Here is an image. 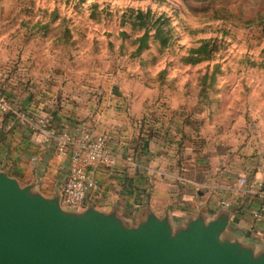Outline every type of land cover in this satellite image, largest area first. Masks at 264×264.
<instances>
[{
  "label": "rangeland",
  "instance_id": "rangeland-1",
  "mask_svg": "<svg viewBox=\"0 0 264 264\" xmlns=\"http://www.w3.org/2000/svg\"><path fill=\"white\" fill-rule=\"evenodd\" d=\"M253 88L264 95V0H0V90L24 106L87 118L116 92L139 112L197 105L234 124Z\"/></svg>",
  "mask_w": 264,
  "mask_h": 264
},
{
  "label": "crops",
  "instance_id": "crops-1",
  "mask_svg": "<svg viewBox=\"0 0 264 264\" xmlns=\"http://www.w3.org/2000/svg\"><path fill=\"white\" fill-rule=\"evenodd\" d=\"M253 93L234 124L218 120L216 109L206 118L199 116L197 105L187 115L170 105L159 110L143 106L139 112L116 92L112 104L105 102L102 112L87 118L76 106L58 112L40 99L31 106L52 119L54 131L76 139L85 131L108 138L115 165L92 168L96 191L77 211L87 204L100 211L115 207L133 224L146 208L157 217L167 213L172 224L179 225L199 212L211 218L227 210L224 202L232 209L229 231L240 242L264 250V211L261 221L254 222L252 215L261 204L238 183L245 179L264 184V95L257 88ZM68 165V159L57 157L53 146L37 134L17 126L0 131V170H7L21 187L36 183L41 195L51 197L65 180ZM42 176L49 179L43 182Z\"/></svg>",
  "mask_w": 264,
  "mask_h": 264
},
{
  "label": "water",
  "instance_id": "water-1",
  "mask_svg": "<svg viewBox=\"0 0 264 264\" xmlns=\"http://www.w3.org/2000/svg\"><path fill=\"white\" fill-rule=\"evenodd\" d=\"M0 170V264H264V250L229 231L232 209L173 225L146 208L130 224L117 208L61 206Z\"/></svg>",
  "mask_w": 264,
  "mask_h": 264
},
{
  "label": "built area",
  "instance_id": "built-area-1",
  "mask_svg": "<svg viewBox=\"0 0 264 264\" xmlns=\"http://www.w3.org/2000/svg\"><path fill=\"white\" fill-rule=\"evenodd\" d=\"M15 126L27 133L37 134L44 143L52 145L59 158L69 161L67 176L60 184L61 205L68 209H80L96 191L95 179L90 172L95 166L112 168L116 158L108 148V138L103 133L85 131L79 139L66 131H54L52 119L40 115L31 104L26 106L0 90V131L5 133ZM241 186L260 202V208L252 215L254 222L261 221L264 211V184L238 179ZM227 207V203H221Z\"/></svg>",
  "mask_w": 264,
  "mask_h": 264
},
{
  "label": "trees",
  "instance_id": "trees-1",
  "mask_svg": "<svg viewBox=\"0 0 264 264\" xmlns=\"http://www.w3.org/2000/svg\"><path fill=\"white\" fill-rule=\"evenodd\" d=\"M146 37H147V35L145 34V35L140 39L141 44H139V46H138V48H137V51H138V52H140L141 50H143L144 48H146V47H145L146 44H144V41H145ZM161 45H162V46H166L165 44H160V46H161ZM189 61H190L189 64L194 65V64H197V63L201 62L202 60L199 59V58L194 57V58L189 59ZM205 78H206V77H205ZM207 79H208V78H207ZM203 80H204V79H203Z\"/></svg>",
  "mask_w": 264,
  "mask_h": 264
}]
</instances>
